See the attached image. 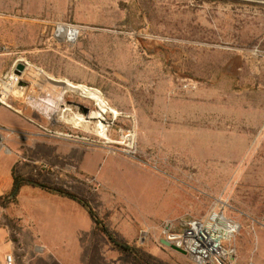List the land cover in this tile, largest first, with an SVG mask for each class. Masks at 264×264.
Wrapping results in <instances>:
<instances>
[{
    "label": "rangeland",
    "instance_id": "rangeland-1",
    "mask_svg": "<svg viewBox=\"0 0 264 264\" xmlns=\"http://www.w3.org/2000/svg\"><path fill=\"white\" fill-rule=\"evenodd\" d=\"M57 26L77 29L76 40L54 38ZM0 47L26 63L28 85L7 104L42 108L36 119L62 134L125 152L166 176L179 173L193 202L219 200L239 221L229 264L250 263L248 229L264 219V4L0 0ZM48 77L100 92L117 113L104 115L108 140L58 117L67 108L68 118H88L97 107ZM163 227L150 247L141 246L146 233L132 245L151 251L155 264H194L159 243Z\"/></svg>",
    "mask_w": 264,
    "mask_h": 264
},
{
    "label": "crops",
    "instance_id": "crops-1",
    "mask_svg": "<svg viewBox=\"0 0 264 264\" xmlns=\"http://www.w3.org/2000/svg\"><path fill=\"white\" fill-rule=\"evenodd\" d=\"M15 63L0 54V75ZM42 111L0 104V196L12 191L13 175L60 187L87 200L118 240L134 244L151 235L142 247L151 246L161 226L210 209L205 200L193 202L179 173L166 176L125 152L62 134L36 119ZM7 255L12 264H128L83 206L34 185L20 186L15 203L0 207V264ZM248 257L249 264H264V219L251 220Z\"/></svg>",
    "mask_w": 264,
    "mask_h": 264
},
{
    "label": "built area",
    "instance_id": "built-area-1",
    "mask_svg": "<svg viewBox=\"0 0 264 264\" xmlns=\"http://www.w3.org/2000/svg\"><path fill=\"white\" fill-rule=\"evenodd\" d=\"M2 48L0 47V52ZM20 76L12 72L0 75V104L10 107L7 102L21 89ZM226 205L215 200L208 212L200 217H188L176 224L167 223L163 227L165 240L184 252L194 264H229L235 256V248L230 240L239 231V224L225 213ZM6 264H12L10 255Z\"/></svg>",
    "mask_w": 264,
    "mask_h": 264
},
{
    "label": "bare ground",
    "instance_id": "bare-ground-1",
    "mask_svg": "<svg viewBox=\"0 0 264 264\" xmlns=\"http://www.w3.org/2000/svg\"><path fill=\"white\" fill-rule=\"evenodd\" d=\"M245 1H253V2L260 3V4H264V0H245ZM58 27H59L58 33L60 35V38H64V39L68 40L69 42L76 40V37L78 34L77 29H75L73 27H67V26H58ZM64 82H66V86L61 87V90H60L61 92H64V90H65V91H68L69 93H74L81 98L88 99L95 104V106L97 107V110L91 111L88 115L89 116L88 118H85L79 114H75L72 117L68 118L67 117L68 109L65 108L63 110L61 109L60 113H58L59 114L58 117L60 119H62L65 123L70 124L73 127H81L82 129L86 130L87 132L95 134L96 136H98L102 139L108 140L107 126L103 124L104 115L109 112L115 116L117 114L116 111L114 109H112L105 102V100L103 99V97L99 91L92 89V88H89V87H86V86L81 85V84L76 85V84H72V83L67 82V81H64ZM23 92H24V87H21V89L17 91L18 94H21ZM59 101H60V99H59ZM122 139H125L128 142H130V138L128 136H123Z\"/></svg>",
    "mask_w": 264,
    "mask_h": 264
},
{
    "label": "trees",
    "instance_id": "trees-1",
    "mask_svg": "<svg viewBox=\"0 0 264 264\" xmlns=\"http://www.w3.org/2000/svg\"><path fill=\"white\" fill-rule=\"evenodd\" d=\"M22 185H34L45 191L57 193L60 196L77 202L87 210V212L93 219L96 232L103 234L107 238L109 243L113 246V248L116 249L123 257L129 260L130 264H155L152 261L151 256L146 254L141 248L137 247L136 245L128 244L118 240L115 237L114 233L111 232L105 226L103 221L96 215L95 211L91 208L87 200L78 197L70 192H67L60 187L48 186L36 181L13 175L12 191L7 195L0 196V207L5 208L11 203H15L17 191Z\"/></svg>",
    "mask_w": 264,
    "mask_h": 264
},
{
    "label": "water",
    "instance_id": "water-1",
    "mask_svg": "<svg viewBox=\"0 0 264 264\" xmlns=\"http://www.w3.org/2000/svg\"><path fill=\"white\" fill-rule=\"evenodd\" d=\"M58 26L55 30V33H54V38H60L59 34H58ZM62 39V38H61ZM26 70V63L22 62V61H16L15 63V66L13 68V71L12 73L17 75V76H20L21 77V80L18 84V87H24L26 88L27 87V82H25L23 79H22V75L24 73V71ZM51 83H53L54 85L56 86H59V87H64L66 86V82L64 81H61V80H54V79H51V78H47ZM159 243L162 244L163 246L165 247H168L174 251H177L179 253H182L184 254L183 251L179 250L178 248L174 247L170 242H168L167 240L165 239H160L159 240Z\"/></svg>",
    "mask_w": 264,
    "mask_h": 264
}]
</instances>
